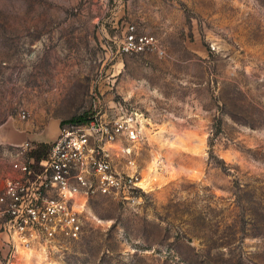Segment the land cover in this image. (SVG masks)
<instances>
[{
    "label": "rangeland",
    "instance_id": "rangeland-1",
    "mask_svg": "<svg viewBox=\"0 0 264 264\" xmlns=\"http://www.w3.org/2000/svg\"><path fill=\"white\" fill-rule=\"evenodd\" d=\"M131 25L166 55L119 54ZM97 113L139 122L151 187L92 198L74 241L0 217V264H264V0H0V125Z\"/></svg>",
    "mask_w": 264,
    "mask_h": 264
},
{
    "label": "built area",
    "instance_id": "built-area-1",
    "mask_svg": "<svg viewBox=\"0 0 264 264\" xmlns=\"http://www.w3.org/2000/svg\"><path fill=\"white\" fill-rule=\"evenodd\" d=\"M117 52L166 55L154 34L138 33L134 25L128 27ZM140 137L134 116L97 113L85 121L61 124L48 152L39 158L32 154L33 143L17 146L11 175L0 189V217L8 230L27 243L80 239L84 211L92 198L128 200L144 190L134 157ZM116 152L123 158L120 164Z\"/></svg>",
    "mask_w": 264,
    "mask_h": 264
},
{
    "label": "crops",
    "instance_id": "crops-1",
    "mask_svg": "<svg viewBox=\"0 0 264 264\" xmlns=\"http://www.w3.org/2000/svg\"><path fill=\"white\" fill-rule=\"evenodd\" d=\"M61 127V121L53 120L49 123H45L42 127H36L34 123L30 121H7L0 125V144L7 147L21 146L26 142L35 143L33 139L34 135L48 130L49 137L52 142L58 135ZM51 142V143H52ZM45 143V144H51Z\"/></svg>",
    "mask_w": 264,
    "mask_h": 264
},
{
    "label": "trees",
    "instance_id": "trees-1",
    "mask_svg": "<svg viewBox=\"0 0 264 264\" xmlns=\"http://www.w3.org/2000/svg\"><path fill=\"white\" fill-rule=\"evenodd\" d=\"M83 119L84 117H76V118H73L72 120H83ZM48 149H49V144L40 143L36 145V149L32 151V154H34L36 157L39 158L45 155L48 152Z\"/></svg>",
    "mask_w": 264,
    "mask_h": 264
},
{
    "label": "bare ground",
    "instance_id": "bare-ground-1",
    "mask_svg": "<svg viewBox=\"0 0 264 264\" xmlns=\"http://www.w3.org/2000/svg\"><path fill=\"white\" fill-rule=\"evenodd\" d=\"M140 186L143 187L145 190H148L151 187V179L145 177L143 181L140 182Z\"/></svg>",
    "mask_w": 264,
    "mask_h": 264
}]
</instances>
